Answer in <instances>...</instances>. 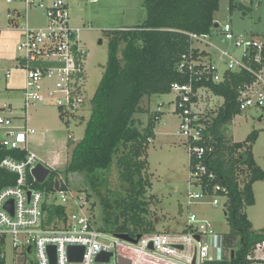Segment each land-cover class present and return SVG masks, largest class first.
Instances as JSON below:
<instances>
[{
    "label": "built area",
    "instance_id": "obj_1",
    "mask_svg": "<svg viewBox=\"0 0 264 264\" xmlns=\"http://www.w3.org/2000/svg\"><path fill=\"white\" fill-rule=\"evenodd\" d=\"M12 1L6 0L7 3ZM17 1L22 4L21 8L7 11V29L20 30L21 38L10 58L13 66L4 69L2 74L7 79L12 70L24 72L21 114L13 113L11 104L0 100V145L23 151V154L19 152L0 160V167L16 175L13 185L0 189V261L5 264L7 242L10 243L13 264H51L50 246L55 248L53 264H122L120 259L128 264H205L222 259L223 235L219 239L211 223L194 213L188 214L187 223L178 234L144 233L133 243L96 225L92 208L87 205V193L70 190L60 175L54 178L51 191L32 184L30 177L35 180L31 169L38 157L27 149L28 135L34 133V129L27 125L28 108L47 96L64 114H74L80 109L86 98L84 60L87 51L77 36L80 28L69 24L67 0ZM30 8L42 10L46 19L44 25L29 24L27 11ZM18 17L24 18V23L17 27ZM216 29L228 45L219 47L212 41L217 33H187L190 44L178 63V70L186 80L171 84V91L175 93L174 111L180 120L175 133L186 147L188 183L194 188L187 193L188 204L204 194L213 196L209 201L213 206L219 205L217 196L226 202V187L213 182L216 175L206 162L207 145L203 142L201 117L207 112L194 108L199 101V88L194 89V85L206 80L218 82L224 72H242L250 78L237 85L238 110L241 113L257 107L261 112L257 119H264V43L255 36L235 33L228 22ZM195 41L200 46L194 45ZM205 46L218 52L216 59ZM220 65L224 67L222 72L218 68ZM193 95L196 100L192 99ZM156 110L160 111L159 107ZM17 118L24 121L23 126L12 125L13 119ZM55 180H58L56 189ZM51 192L52 195L55 192L59 200H49ZM9 201H12V212L4 207ZM56 207L63 211L48 213V208ZM72 245L83 247L80 260L68 258V247ZM254 251L260 255H253ZM29 252H34V262L28 261ZM100 253L111 255L107 261L99 260ZM246 259L251 264H264V238L255 243Z\"/></svg>",
    "mask_w": 264,
    "mask_h": 264
},
{
    "label": "trees",
    "instance_id": "obj_2",
    "mask_svg": "<svg viewBox=\"0 0 264 264\" xmlns=\"http://www.w3.org/2000/svg\"><path fill=\"white\" fill-rule=\"evenodd\" d=\"M144 5L146 18L141 25L106 31L107 62L91 98L83 137L74 144L66 162L68 171L86 177L90 190L97 196L103 212L101 229L131 237L156 231L149 215V207L157 196L150 192L147 150L162 112H147L140 103L145 96L169 93L172 83L186 80L178 63L190 44L187 33H217L214 14L219 0H144ZM232 7L231 2L229 8ZM248 78L242 72H224L218 82L206 80L194 85V89L205 87L223 98L215 113L202 115L201 122L203 142L207 145L206 162L216 175L213 182L226 187L227 205L223 210L229 230L223 234L222 259L205 264H251L246 255L264 238V230H254L244 212L246 205L254 204L253 183L264 178L252 152L258 133L254 130L244 141L236 142L227 129L240 113L237 85ZM192 99L196 100V96ZM141 112L149 116L139 128L135 115ZM59 113L60 117L64 114L60 110ZM67 144L72 145L70 140ZM17 153L23 151L0 145V160ZM113 169L122 189L117 193L108 189L107 173ZM58 175L51 171L43 183L29 177L35 187L51 191ZM15 180L14 173L0 167V189L13 185ZM87 196L90 198V194ZM47 210L63 211L61 207Z\"/></svg>",
    "mask_w": 264,
    "mask_h": 264
},
{
    "label": "rangeland",
    "instance_id": "obj_3",
    "mask_svg": "<svg viewBox=\"0 0 264 264\" xmlns=\"http://www.w3.org/2000/svg\"><path fill=\"white\" fill-rule=\"evenodd\" d=\"M231 2L232 9L229 8ZM21 5L17 0L11 3L0 0V100L10 103L15 114H21L19 107L22 103L24 72L12 70L7 79H4L2 73L4 69L13 66L14 63L9 59L15 54V44L21 38L20 30L7 29L9 22L6 14L9 9L21 8ZM67 5L70 13L69 24L80 28L77 36L87 51L84 60L85 103L74 114H63L61 117L58 107L47 96H43L36 105L30 106L27 125L34 129V133L28 135L27 149L36 154L38 162L49 167L51 171H57L70 190L90 194L87 205L92 208L95 224L100 226L103 212L97 196L90 190L86 177L80 172L68 171L66 162L74 144L83 137L91 111V98L99 85L107 62L106 31L141 25L146 18V8L144 0H67ZM214 18L218 25L228 22L235 33L255 36L264 43V0H219ZM27 19L32 26L46 23L42 10L37 8H30L27 11ZM16 21L18 27L24 23V18L18 17ZM212 41L219 47L228 45L222 41L219 32ZM194 45L200 46L196 41ZM205 47L216 59L218 52L210 46ZM218 68L220 72L224 70L222 65ZM198 95L199 101L194 108L205 113L210 112L211 115L223 101L222 96L214 94L205 87L198 89ZM174 96L175 93L172 91L160 95L151 94L145 96L140 103L142 109L147 112L154 111L157 107L162 112L160 119L154 125V137L150 140L147 150L148 169L152 182L150 192L157 196L149 207V215L156 231L178 234L183 231L188 214L194 213L209 221L218 238L221 239V236L229 230L222 206L224 198L217 196L218 206L209 203L213 197L209 194H204L202 198L191 204L187 202V193L194 188L188 183L186 147L183 140L175 133L180 120L179 114L174 111ZM147 112L135 115V123L139 128L146 124L149 116ZM260 114L257 107L238 113L228 124L227 129L231 139L236 142L244 141L252 131H257V138L252 143V152L257 165L264 171V119H257ZM12 125L21 127L24 121L19 118L13 119ZM68 140L72 143L71 146H68ZM107 176L108 189L116 193L121 191L116 171L110 170ZM252 189L254 204L246 205L244 212L252 228L260 231L264 230V178L255 181ZM54 193L49 194V200H59L58 195ZM179 205L181 213H179ZM5 251V264H13V254L8 242ZM27 255L28 261L34 262V252H29ZM253 255L259 256L260 253L254 251Z\"/></svg>",
    "mask_w": 264,
    "mask_h": 264
},
{
    "label": "water",
    "instance_id": "obj_4",
    "mask_svg": "<svg viewBox=\"0 0 264 264\" xmlns=\"http://www.w3.org/2000/svg\"><path fill=\"white\" fill-rule=\"evenodd\" d=\"M214 26L218 27V24L215 23ZM99 42H101V40ZM50 172H51V169L49 167L45 166L41 162H37L36 165L31 169V174H32L34 180L37 183H43L46 180V178L49 176ZM57 187H58V180H55L54 188L56 189ZM28 195H29V193H28ZM222 205H223V207H225L227 205V202H223ZM11 206H12V201H9L8 203H6L4 205V207L6 209H8V210H10V212H12V207ZM179 207H180L179 213H181V206L179 205ZM116 236L121 238V239H124L126 241L136 243L137 239L140 237V234H137L135 237H131L128 234H116ZM180 248H181V246H180ZM48 253H49V256H50L51 264H53L54 261H55V257H54L55 248H54V246H50L48 248ZM76 253H77V255H76ZM82 253H83V247L82 246L72 245V246L68 247V258L69 259L80 260L81 257H82ZM230 254H231V257H232L233 254H234V251L232 250L230 252ZM110 255H111V253H100L98 255V259L99 260H104L105 259V261H107L109 259ZM120 262L122 264H128V261H125L124 259H120Z\"/></svg>",
    "mask_w": 264,
    "mask_h": 264
},
{
    "label": "crops",
    "instance_id": "obj_5",
    "mask_svg": "<svg viewBox=\"0 0 264 264\" xmlns=\"http://www.w3.org/2000/svg\"><path fill=\"white\" fill-rule=\"evenodd\" d=\"M9 61L13 62L11 59H9ZM8 89V88H7ZM231 255V254H230Z\"/></svg>",
    "mask_w": 264,
    "mask_h": 264
}]
</instances>
